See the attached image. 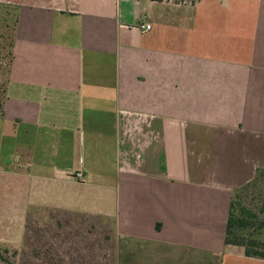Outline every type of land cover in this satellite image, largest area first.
I'll use <instances>...</instances> for the list:
<instances>
[{
  "label": "crops",
  "instance_id": "crops-1",
  "mask_svg": "<svg viewBox=\"0 0 264 264\" xmlns=\"http://www.w3.org/2000/svg\"><path fill=\"white\" fill-rule=\"evenodd\" d=\"M0 5V211L113 220L119 264H264L224 241L264 170V0Z\"/></svg>",
  "mask_w": 264,
  "mask_h": 264
},
{
  "label": "rangeland",
  "instance_id": "rangeland-1",
  "mask_svg": "<svg viewBox=\"0 0 264 264\" xmlns=\"http://www.w3.org/2000/svg\"><path fill=\"white\" fill-rule=\"evenodd\" d=\"M15 20V8L0 5V104L12 57ZM251 183L238 192L236 202L262 219L264 176ZM0 212V264H119L118 253L126 250L122 245L131 249V243L115 238L113 220L47 208L20 211L12 206ZM253 237L264 241V229Z\"/></svg>",
  "mask_w": 264,
  "mask_h": 264
},
{
  "label": "trees",
  "instance_id": "trees-1",
  "mask_svg": "<svg viewBox=\"0 0 264 264\" xmlns=\"http://www.w3.org/2000/svg\"><path fill=\"white\" fill-rule=\"evenodd\" d=\"M186 1L193 4L197 0H180L179 2L186 3ZM263 171H259L254 180L264 176ZM250 184L252 183L242 189H246ZM238 194H235L230 202L224 236L225 244L242 247L247 257L264 259V241L253 237L258 231L264 229V218L260 219L254 211L237 203ZM259 210L264 215V201Z\"/></svg>",
  "mask_w": 264,
  "mask_h": 264
},
{
  "label": "built area",
  "instance_id": "built-area-1",
  "mask_svg": "<svg viewBox=\"0 0 264 264\" xmlns=\"http://www.w3.org/2000/svg\"><path fill=\"white\" fill-rule=\"evenodd\" d=\"M136 28L141 32V33H145L151 30V25L147 24V23H139L137 24Z\"/></svg>",
  "mask_w": 264,
  "mask_h": 264
}]
</instances>
